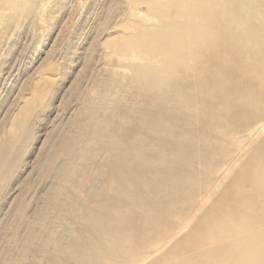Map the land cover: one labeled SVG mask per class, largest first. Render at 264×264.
Wrapping results in <instances>:
<instances>
[{"label":"rangeland","instance_id":"obj_1","mask_svg":"<svg viewBox=\"0 0 264 264\" xmlns=\"http://www.w3.org/2000/svg\"><path fill=\"white\" fill-rule=\"evenodd\" d=\"M183 1L175 0L176 6H180ZM244 2L233 0L236 13L239 12V17L245 18L255 29V42L259 41L264 48V0ZM142 3H133L132 0H0V147L4 140H11L13 146L11 154L10 151L6 154L0 152V264L53 263V258L59 254L54 248V241L41 244L46 233L37 225L33 227L31 224L38 213H42L43 225L51 228L48 238L64 230L58 243L60 247L64 244L63 249L69 252L75 248L70 245V233L79 237L85 228L92 225L91 222H88L89 225L85 222L87 213L84 206L82 209L78 207V211L83 212L80 213V219L72 214L58 217L56 221L53 213L46 214L45 198L53 188H62L65 202L80 201L86 191L85 179L90 177L88 174L93 167L102 166L106 174L110 172L109 167L106 169L102 151L85 143L80 147H85L88 152L95 150L87 165H83L86 173L82 179L84 183H65L57 178L55 168L63 163L64 157L59 156V152L87 100L95 96L98 81L108 82L113 69L124 72L125 80L122 82L127 85L121 84L122 87L120 85L116 93H111L109 97L114 103L119 101L116 113L133 97V89L126 82H129L130 70L126 68L128 62L123 55L125 50L119 47L118 42L124 37L121 33L126 35L136 32L140 25L151 27L157 24V19L150 21L146 18V3ZM173 11L175 22H186V10L185 13L182 8ZM195 11L197 10L194 8L192 12ZM142 15L146 17L143 18ZM126 23L130 28L125 32ZM192 25L201 30L195 29L185 40L190 44L200 42L208 46L206 49L199 47L196 51L215 68L220 69L218 79L240 74L241 70H245L246 64L225 45L223 38L227 32L223 30L222 22L198 21ZM120 37L122 38L119 39ZM253 42L251 39L246 44L253 45ZM242 50V53L247 51ZM110 52L115 55L109 54ZM118 55L123 59H119ZM175 66L178 76H181L184 66ZM46 74L52 77L47 83L44 77ZM242 78L248 83H256L252 75H244ZM259 82L264 85V75ZM244 91L241 88L230 90L226 100L221 101L222 104H219L216 96L209 95L191 106L185 104L187 107L179 108L176 111L177 117L172 116L171 125H167L171 126L177 136V143L163 139L160 146L150 141L139 145L141 152L146 155V169L153 170L151 160L157 158L160 164L166 166L159 172L154 170L153 177L159 175V178L165 180L167 174L173 173L170 169L184 166L187 169L182 168L181 171H192L196 182L193 178H184L185 175L180 171L177 178H173L176 180L174 183L183 182L184 187H196L197 190L191 196L176 197L173 200L170 194L162 197L161 201L140 200L137 195L122 198V204H126L127 208L126 215L134 226L142 224L147 227L140 231L133 226L135 232L132 227L131 232L134 233L127 232L125 235L116 232L120 218L111 220L114 221L111 222L115 229L113 236L103 234L107 239L101 238L110 239L108 244L119 247V251L105 250L107 252L104 251L102 255H105L107 262L162 264L158 263V259L170 246L192 239L190 235L186 237V234L205 209L234 181L239 170L261 149L264 142V112L258 110L260 105L264 106V99L254 105L251 117L247 120L232 114L230 104L238 101ZM22 113H26L25 116ZM117 116L110 117L109 122L117 119ZM17 120L19 124L15 128L16 132L12 133L10 129L12 130ZM123 134L125 133L122 132L121 135ZM16 139L17 143H13ZM8 154L9 158L4 159L3 156ZM204 157L210 158L211 163ZM194 173L198 177H194ZM144 176L146 175L143 178ZM171 176L168 177L171 178L170 181L165 180L167 183L173 182ZM167 183L165 186H169ZM150 191L147 192L150 195L153 192L158 194L155 189ZM116 196V199L120 198ZM91 200L92 197L82 202L92 207L94 200ZM21 208L23 213L19 217ZM108 211L114 213L111 209ZM28 235H31L33 241L27 240ZM20 254L23 259L19 258Z\"/></svg>","mask_w":264,"mask_h":264},{"label":"bare ground","instance_id":"obj_2","mask_svg":"<svg viewBox=\"0 0 264 264\" xmlns=\"http://www.w3.org/2000/svg\"><path fill=\"white\" fill-rule=\"evenodd\" d=\"M138 1H142V4L146 3L147 10L144 14L148 16L142 15L143 18L146 17L150 21L157 19L158 22L151 27L140 25V29L138 28L139 30H135L134 33L126 35L121 33L124 35L122 41L120 43L119 40L116 41L119 47L125 50L123 53L125 57H123L128 62L126 68L130 70L129 82L127 80L126 82L133 89L131 94L133 97L127 101L125 107L120 108L116 113L119 101L114 103L109 97L112 95L111 93L115 94L120 88L119 86L123 84L124 72L121 73V71L113 69L108 82L98 81L100 85L98 83L96 85L95 96L87 100L59 152V156L64 157L63 163L56 168L53 166L56 169L57 178L65 183L74 185L84 183L82 179L86 173L83 165H87L93 150L98 149L102 151L101 154L105 157L103 161L107 165L106 169L109 167L110 172L106 174L105 168L102 166L100 168L93 167L88 174L90 177L85 179L86 191L80 201L65 202V197L63 198L65 192L62 188H53L45 198L46 214L53 213L56 221L61 216L72 214L80 219L83 212L78 211V207L82 209L84 206L87 213L85 222H91L92 225L85 228L84 233L81 232L83 234H80L79 237L70 233L68 238L72 239V244H69L75 248L70 249L72 251L69 252L63 249L64 244L60 247L58 243L64 230L58 235L57 233L52 235L51 238L47 237L51 228L43 225L42 213H38L31 223L33 227L37 225L43 233H46L41 244L54 241V248L59 254L55 255L52 264H111L112 262H107V259L104 258L105 255L102 254L105 250L118 252L119 247L114 246V242L113 245H109L110 239L101 238L103 234H107L109 237L113 236L112 232L115 229L112 228L111 222L114 221L111 220L120 218V225L116 232L125 235L127 232L130 234L133 232L131 230L134 224L131 219H128L126 204H122L124 197L137 195L136 197L140 200L153 201L160 200L170 194L173 200L176 197L191 196L196 192V187L186 188L182 184L183 182L174 183L176 182L174 179L177 178V174H180L184 166L182 168H179L180 166L173 167L170 169L173 171V173L170 172V175L166 172L168 177L172 174L171 177L174 178L173 182H168L169 186H165L167 183L165 180L170 181L171 178L167 177L164 180L159 178V175L153 177L154 170L159 172L166 166L160 164L157 158V160H151L153 170L146 169V155L144 156V153L139 149L140 144L148 143V141L156 143V146H160L163 139L173 143L178 142L171 126L167 125H171L172 116L177 117L176 111L179 108L187 107L185 104L191 106L209 95L216 96L219 99V104H222L221 101L226 100V95L230 90L241 88L243 91L245 90V93L238 101L232 102L230 105L233 116L238 115V117L241 116L247 120L251 117V109L255 108L254 105L264 99V85L259 82L264 75V48L259 41L255 42L257 39L255 29L248 24L245 18L239 17V12L236 13L233 0H184L180 6H176L175 0H132L133 3ZM236 1L245 3L244 0ZM181 8L183 12L186 10L189 15L187 14L188 20L186 19L185 23L180 24L175 22L172 15H174L173 10L179 11ZM194 8L197 13L192 12ZM194 14L196 15L194 16ZM131 20L133 19L131 18ZM210 20L223 23V30L227 32L223 38L227 49L234 51L239 59L246 64L245 70H241L240 74L236 73L218 79L220 69L215 68L216 66L211 65L205 57L196 51L199 47L206 49L208 46L200 42L195 45L192 42L190 44L185 40L195 29L201 30L198 26L192 25L193 22L205 23ZM128 28L130 26L127 27L126 23L125 32ZM251 39L254 41L253 45L246 44ZM242 49L247 51L242 53ZM118 58L123 59L119 55ZM177 64H182L185 68L181 76L177 74L178 69L175 66ZM244 75H252L256 83H248L242 78ZM44 77L46 83L52 78L47 74ZM259 107L258 110L263 113L264 106L260 105ZM25 114L22 113L23 116ZM112 116L115 118L117 116V119L109 122L108 119ZM215 117L217 116L215 115ZM19 120L16 121L12 130L10 129L12 133L16 132L15 128L18 126ZM122 132L125 134L121 135ZM84 135L85 138H83ZM128 137L131 138V141ZM10 142L11 140L3 141L0 147L2 154L9 153V151L11 154L13 146ZM13 143H17V139ZM84 143L92 144L95 149L90 152L86 151L85 147H80ZM260 147L261 149L252 155V159L239 170L234 181L205 209L191 231L186 234V237L190 235L192 239L188 238L186 242L170 246L166 253L159 257L158 263L264 264V142ZM231 150L233 152L232 148ZM3 158L7 160L9 154ZM204 158L211 163L210 158ZM212 162L214 163V159ZM185 170L181 171L185 176L181 175L184 178L187 176L192 179L193 172ZM144 174L146 176L143 178ZM197 175L195 174L194 177H198ZM193 180L196 182L195 178ZM152 189H155L159 195L154 192L153 195L147 193ZM116 195L120 198L116 199ZM91 197L94 200L92 207L83 204V200ZM109 209L114 213L108 211ZM22 213L23 209L21 208L18 216L21 217ZM111 214H113L112 217ZM134 227L141 231L145 226L139 224ZM138 233L141 232L138 231ZM103 238L107 239V237ZM27 240H32L31 235L27 237ZM67 242L69 241L67 240ZM101 255L103 257L100 259ZM175 255H178L177 258H174ZM22 257L23 255L20 254L19 258L23 259Z\"/></svg>","mask_w":264,"mask_h":264}]
</instances>
